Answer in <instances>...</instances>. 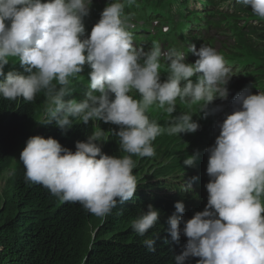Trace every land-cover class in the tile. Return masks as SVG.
I'll return each mask as SVG.
<instances>
[{"label": "clouds", "instance_id": "clouds-1", "mask_svg": "<svg viewBox=\"0 0 264 264\" xmlns=\"http://www.w3.org/2000/svg\"><path fill=\"white\" fill-rule=\"evenodd\" d=\"M134 2H108L86 35L84 18L92 0H0V98L34 102L43 93L47 118L40 124L54 123L62 134L77 119L85 125L96 120L118 126L114 135L126 153L122 157L102 152L104 130L99 127L86 142L77 141L74 152L52 137L31 136L19 157L26 182L44 186L62 202L79 203L101 219L117 203L134 197L138 181L133 156H155L153 141L165 131L178 135L199 129L194 114L172 115L177 99L198 103L200 118H205L208 104L227 99L232 78L213 47L197 50L191 44L189 51L198 57L194 63L186 62L184 52L165 54L159 45L148 51L137 47L124 11L126 3ZM236 2L264 19V0ZM13 61L22 73H5ZM162 61L167 65L163 80ZM85 65L90 68L85 98L65 100ZM233 104L237 107L218 124L214 144L205 149L209 181L204 210L185 220L184 204L177 201L168 218L166 231L172 241L186 237L174 264L189 257L198 258L196 264H264V91L252 94L245 88ZM153 105L171 118L166 129L146 114ZM197 156H187L183 164L193 166ZM195 179L185 182L184 190ZM159 215L149 204L131 228L144 236ZM143 243L155 251V236Z\"/></svg>", "mask_w": 264, "mask_h": 264}, {"label": "trees", "instance_id": "trees-1", "mask_svg": "<svg viewBox=\"0 0 264 264\" xmlns=\"http://www.w3.org/2000/svg\"><path fill=\"white\" fill-rule=\"evenodd\" d=\"M231 8L216 15L213 27H217L225 15L234 21L242 18L247 22L255 18L258 25L245 35L231 28L234 44L229 60L243 63L241 58H246L245 65L264 64V19L255 16L246 6L238 4ZM40 112L39 98L34 102L0 98V181L19 153L15 168L1 189L0 264H174V256L183 251L186 237L181 235L178 242L172 241L166 231L167 221L175 212V202L187 196L174 192L172 178L163 171L147 175L156 155L145 157L138 169H133L138 181L134 197L117 203L106 219L98 218L79 203L62 202L44 186L26 182L20 152L26 140L36 135L52 137L74 152L75 143L86 142L87 136L99 127L104 130L102 152L122 157L126 153L120 148L119 137L114 135L117 127L111 123L97 124L95 120L85 125L77 119L62 134L54 123L40 124L47 118L40 120ZM132 158L135 161V156ZM149 204L159 210L160 215L156 225L140 236L131 228V222L147 211ZM192 216L191 211L184 209V218ZM153 236L155 251H149L143 242ZM197 259L189 257L183 264H196Z\"/></svg>", "mask_w": 264, "mask_h": 264}, {"label": "rangeland", "instance_id": "rangeland-1", "mask_svg": "<svg viewBox=\"0 0 264 264\" xmlns=\"http://www.w3.org/2000/svg\"><path fill=\"white\" fill-rule=\"evenodd\" d=\"M102 2V4L104 5V7H106L108 2H111V0H100ZM191 5L193 6V4L191 3ZM190 6V8L193 9V7ZM161 8H166L164 7V5ZM214 7H212L213 9ZM179 13H183L185 14V12L182 9H178L176 8L175 10V14H179ZM188 16L189 17H193L196 14L193 13L192 11H187ZM163 14L161 13L162 17ZM166 16V14L164 15ZM188 16L186 18L180 19L181 22H188ZM174 19H177V17H174ZM136 23V25H142L144 26L145 23L139 19L138 21H134ZM140 22V23H139ZM237 23L239 25H242L243 22L242 20H238ZM159 24L158 18L154 19L152 21L151 24H149L150 30L152 27H154L155 25ZM132 25V24H131ZM166 24L162 25L161 24V28L163 29V27H165ZM133 27L135 26H131V28H129V30L133 29ZM160 27L155 28L154 32H151V34H154L155 37H159L162 40H166V32L165 34H162ZM86 29V33H90L88 29V27L85 28ZM142 31V29H137V34L140 33ZM194 30H191L188 32L187 37H189L190 35L193 34ZM226 32V33H225ZM208 35L206 38V42L208 43V46L210 44V42L212 41V45L211 47L215 48L217 50V52L220 54L221 52H225V53H230L231 51V46H232V41L234 43V38L233 35L231 34V30L229 28V26H226V24L221 25L218 30H215L213 28H211L208 31ZM223 33V34H222ZM86 34V35H87ZM136 34V35H137ZM133 35V41L135 43V45L137 47H146L147 45H149L150 41H146L144 43H140V39H144V38H139L138 36ZM159 43L161 44V46H163L161 49L165 50L166 49V45L162 44L161 41H159ZM185 47V45L183 46V48ZM176 48H180V45H176ZM182 48V49H183ZM228 48V49H227ZM168 50V49H166ZM227 50V51H225ZM190 59H186V62L188 63ZM243 60H245V58H243ZM15 63V64H12ZM10 62L8 65H6L5 67L7 69L10 68H20L21 66L19 65V63L16 61ZM230 63V64H229ZM229 68L231 69L230 74L232 75V80L230 85L231 86H236L240 83H242V81L244 80V78L247 76L245 75V67L240 66V63L238 61L235 62H229ZM234 64V65H233ZM237 65V66H235ZM244 68V69H243ZM163 72H166V76H167V65H163L162 70ZM240 71V72H239ZM90 72V68L85 65L84 70L82 73H80L73 81H72V85L80 84L81 79L88 77V73ZM234 75V76H233ZM236 75V76H235ZM241 76V77H240ZM239 77V78H238ZM249 78V76H247L245 79ZM195 79V77H194ZM131 95H133L134 98L139 99V95L136 92H132L130 93ZM82 98H85V94H82ZM39 98V103H40V114H39V119H41L43 117V114L45 113L44 109L46 107V97L43 95V93H40L36 96V99ZM82 99V100H83ZM181 100L177 99V105L179 107L182 108L183 111H188V104L189 102H183V104L180 102ZM180 102V104H179ZM202 103V102H201ZM183 105V106H182ZM187 105V107H186ZM192 105V103H191ZM199 107L200 105L194 104L193 105V119L194 120H204L206 122L210 121V118H212L213 114H215L216 110L211 109L208 107L205 109V112L208 113V115L205 118H200L203 113H199ZM149 117L150 120H156L157 123L159 125H162L164 119L166 118V128L169 126V121H170V117L164 112L163 109L157 107L156 105H153L151 108H149V110L146 113ZM225 118V116H223ZM97 124H101L104 123L103 121H94ZM117 127L118 130V126L115 125ZM198 140L196 139V134L195 133H181L178 135H169L166 132L165 134H161L159 135L154 141H153V146L155 148V152H156V156L155 159L156 161L149 167V172L147 173V175H151L153 173V171H163L166 176H173L175 179L180 180L179 182L182 184L184 181L188 182L190 180H188V175L191 176V174H188L187 172L189 171H193L195 168L196 170H203L205 172V167H207V164H204V162L199 163L198 159L195 160V163L193 166H186L183 164V160L185 158H187V156H191L194 153L198 152V148H197V142ZM18 155L19 153H16L14 160L12 161L11 165L8 167L7 170L4 171L1 181H0V207L3 203V198H2V194H1V189L2 187L5 185V181L7 180V178H9L15 168V165L17 163V159H18ZM199 155V152H198ZM154 157V156H153ZM145 157H139V156H135V162H136V169H138L139 164L142 163L143 159ZM196 176L199 173H195ZM203 174V173H202ZM206 184H203V186H205ZM185 187H187V185H184ZM192 188V185L191 187ZM202 192L199 193H193V197H187L186 199L182 200L181 202H183V204L185 203L187 205V207L184 206V209L186 211V209H188L189 211H194L192 213H196V211H203L204 207L207 203V194H205L206 190H201ZM207 192V191H206ZM202 196V197H201Z\"/></svg>", "mask_w": 264, "mask_h": 264}, {"label": "bare ground", "instance_id": "bare-ground-1", "mask_svg": "<svg viewBox=\"0 0 264 264\" xmlns=\"http://www.w3.org/2000/svg\"><path fill=\"white\" fill-rule=\"evenodd\" d=\"M162 2H164L165 3V0H161ZM162 7V6H161ZM164 7H166V8H168V6H164ZM193 7V6H192ZM165 8H161L160 10H164ZM161 12V11H160ZM163 17V16H162ZM258 19V18H257ZM180 21V20H179ZM258 21V20H257ZM243 22V21H242ZM143 25V24H142ZM264 25V24H263ZM259 28V27H258ZM261 28V27H260ZM264 29V28H263ZM88 30V29H87ZM252 30H254V29H252ZM255 31V30H254ZM226 33V32H225ZM87 34V33H86ZM223 34V33H222ZM255 35V34H254ZM232 44H233V41H232ZM231 48V47H230ZM228 49V48H227ZM225 51H227V50H225ZM258 58H261V59H263L262 57H258ZM257 60H259V59H257ZM190 61V60H189ZM263 62H264V59L262 60ZM255 62V61H254ZM257 62V61H256ZM255 62V63H256ZM261 62V61H260ZM253 63V62H252ZM230 64V63H229ZM229 64L227 65V66H229ZM254 64V63H253ZM258 64H262V63H259L258 62ZM258 64H256V65H258ZM234 65V64H233ZM247 65V64H246ZM235 66H237V65H235ZM240 66H242L241 64H240ZM85 67V66H84ZM244 69V68H243ZM18 71H21V70H17V72ZM240 72V71H239ZM234 76V75H233ZM236 76V75H235ZM241 77V76H240ZM247 77V76H246ZM245 77V78H246ZM250 77V76H249ZM239 78V77H238ZM244 78V79H245ZM77 84V83H76ZM181 102V101H180ZM180 102H179V104H180ZM177 103V102H176ZM183 104V103H182ZM183 106V105H182ZM187 112V111H186ZM211 119V118H210ZM202 189H205L206 190V188H205V186H202ZM174 192H179V190L177 189V188H175L174 189ZM203 192H205V194H207L208 195V193L206 192V191H203ZM182 201V200H181ZM184 206L185 207H187V205L184 203ZM185 220H187L186 218H184Z\"/></svg>", "mask_w": 264, "mask_h": 264}]
</instances>
